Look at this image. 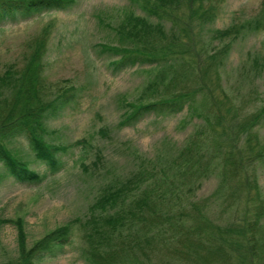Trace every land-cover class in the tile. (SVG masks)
Instances as JSON below:
<instances>
[{
	"label": "trees",
	"instance_id": "1",
	"mask_svg": "<svg viewBox=\"0 0 264 264\" xmlns=\"http://www.w3.org/2000/svg\"><path fill=\"white\" fill-rule=\"evenodd\" d=\"M222 1L130 0L144 16L127 10L111 29L114 42L96 46L99 56L110 58V70L119 73L148 66L147 72L152 74L137 100L124 108L121 126L133 125L152 114L171 116L184 110L190 120L201 123L182 147L154 161L140 158L135 170L118 184L105 185L83 220L56 228L30 248L21 219H0L1 224L9 223L17 231V254L7 264H36L62 254L72 243L75 225L82 231L85 264H222L229 261L227 254H233V244L240 246L236 242L240 231L219 229L207 219L206 209L212 201L228 209L238 194H246L248 203L254 204L249 205L245 218V239L253 264H264V199L257 176V170H264V142L251 132L264 124V104L239 124L227 106L232 103L227 94L222 92L221 99H213L212 92H205L202 49L195 62L185 59L187 53H193L189 44L194 28L200 31L209 25ZM74 4V0H0V25L66 11ZM181 7L188 16L183 27L166 29L162 18L168 19V11L172 14ZM261 30L264 0L252 21L215 30L211 39L234 42L244 31ZM30 43L23 66L15 70V65H10L0 74V165L20 184H39L44 175L29 169L28 161L17 157L9 146L23 139L34 161L46 165L51 173L60 171L62 163L55 155L65 148L47 142L46 124L76 96L71 88L52 94L43 75L47 39L40 35ZM230 49V43L218 48L211 43L209 59L219 66ZM248 58L255 74L264 71V57L249 54ZM219 90L213 92L221 93ZM243 133L246 150L238 146ZM211 176L217 179V186L209 198L199 203L189 201L184 192L193 193Z\"/></svg>",
	"mask_w": 264,
	"mask_h": 264
},
{
	"label": "rangeland",
	"instance_id": "2",
	"mask_svg": "<svg viewBox=\"0 0 264 264\" xmlns=\"http://www.w3.org/2000/svg\"><path fill=\"white\" fill-rule=\"evenodd\" d=\"M74 1L72 8L66 11L0 25V74L10 65H15V70L21 68L29 43L44 35L47 39L43 58L46 86L54 96L63 89L76 90L73 103L59 116L48 118L46 124L47 142L65 148L55 155L62 163L60 171L51 173L46 165L34 161L23 139L9 147L17 157L28 161L29 169L44 175V179L39 184H20L0 165V219H21L29 248L56 228L83 220L105 185L118 184L135 170L140 158L154 161L159 155L182 147L201 123L197 119L190 120L184 110L171 116L152 114L133 125L121 126L124 108L137 100L152 74L147 72L148 66L128 68L119 73L110 70V58L99 56L96 45L114 42L111 29L123 19L127 10L139 16L144 14L130 0ZM261 1L219 2L214 20L200 31L194 28L189 44L193 53L185 55V59L193 63L202 49L208 87L205 92H212L213 99H221L222 92L227 94L232 101L227 106L233 116H237L239 124L256 114L264 104V71L255 74L248 58L249 54L264 57V30L244 31L234 42L230 39L212 41L211 34L233 24L244 25L252 21L259 13ZM168 13V19L162 18L164 27L182 28L188 17L186 9L181 7ZM160 15L165 16V13ZM211 43L214 48L231 44L224 63L219 66L209 59L211 52L207 51ZM178 47L183 46L179 44ZM219 87L221 93L213 92ZM222 111L225 114V108ZM253 129L251 132L264 142V124ZM101 130L104 134L99 133ZM244 139L245 133L238 142L242 150H246ZM97 152L101 156L99 162ZM257 171L264 199V170ZM216 186L217 179L211 176L202 180L193 193L184 194L189 196V201L199 203L209 198ZM237 198L228 209L212 201L206 215L219 229L230 227L232 232L240 231L236 238L240 246L233 244V254H227L229 261L222 264H253L245 239V218L249 205L253 207L254 204L248 203L246 194H238ZM17 245L16 229L9 223H0V264H7L16 257ZM84 247L82 231L75 225L72 243L64 247L63 253L45 257L36 264H85Z\"/></svg>",
	"mask_w": 264,
	"mask_h": 264
}]
</instances>
